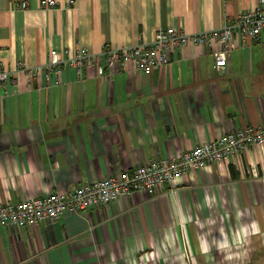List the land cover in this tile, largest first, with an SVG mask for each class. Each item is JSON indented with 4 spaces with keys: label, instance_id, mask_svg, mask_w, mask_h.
I'll return each mask as SVG.
<instances>
[{
    "label": "crops",
    "instance_id": "obj_1",
    "mask_svg": "<svg viewBox=\"0 0 264 264\" xmlns=\"http://www.w3.org/2000/svg\"><path fill=\"white\" fill-rule=\"evenodd\" d=\"M71 1L0 0V70L11 73L0 81V204L131 174L264 125V45L239 32L224 75L214 40L169 49L151 73L99 59L81 78L66 64L55 84L17 68L44 65L53 49L100 54L152 42L160 28H219L259 0ZM0 264H264V142L154 194L0 227Z\"/></svg>",
    "mask_w": 264,
    "mask_h": 264
},
{
    "label": "built area",
    "instance_id": "obj_2",
    "mask_svg": "<svg viewBox=\"0 0 264 264\" xmlns=\"http://www.w3.org/2000/svg\"><path fill=\"white\" fill-rule=\"evenodd\" d=\"M40 4L42 7L56 6L57 0H41ZM17 5L27 8L29 4L23 1ZM236 32L243 38L250 37L264 45V0H259L254 8L241 12L234 21L225 22L219 28L196 33H188L176 27L160 28L152 42H141L122 48L104 46L100 54H94L86 47L78 48L74 54H70L68 49H53L44 65L29 66L20 61L17 68L25 72L32 82L43 76L48 83L55 84L60 82L59 74L66 64L71 65L81 78L84 67L96 66L99 59L104 60L109 70L118 62H133L136 69L151 73L155 68L169 62V49L181 48L191 41L207 46L214 40L219 43L214 51L215 70L219 75H224L228 72L229 56L234 48ZM10 74L9 71L0 70V81L6 84ZM262 142L264 125L247 126L231 130L221 138L198 144L174 157L150 159L134 167L131 174L119 172L84 183L75 189L52 191L17 203H1L0 227L38 226L44 221L57 220L65 212L75 213L95 208L128 197L134 192L154 194L159 187L172 184L180 176L226 161L243 153L249 146Z\"/></svg>",
    "mask_w": 264,
    "mask_h": 264
}]
</instances>
